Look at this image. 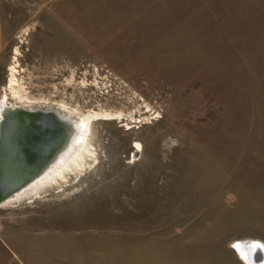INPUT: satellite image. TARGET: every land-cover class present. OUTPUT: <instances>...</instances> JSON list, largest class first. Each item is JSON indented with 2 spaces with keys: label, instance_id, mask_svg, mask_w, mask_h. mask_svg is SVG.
<instances>
[{
  "label": "rangeland",
  "instance_id": "374dc122",
  "mask_svg": "<svg viewBox=\"0 0 264 264\" xmlns=\"http://www.w3.org/2000/svg\"><path fill=\"white\" fill-rule=\"evenodd\" d=\"M1 101L88 117L94 154L0 205V264H247L233 242L264 244V0H3Z\"/></svg>",
  "mask_w": 264,
  "mask_h": 264
},
{
  "label": "water",
  "instance_id": "95a60500",
  "mask_svg": "<svg viewBox=\"0 0 264 264\" xmlns=\"http://www.w3.org/2000/svg\"><path fill=\"white\" fill-rule=\"evenodd\" d=\"M76 122L54 108L0 107V205L39 178L69 148Z\"/></svg>",
  "mask_w": 264,
  "mask_h": 264
},
{
  "label": "bare ground",
  "instance_id": "6f19581e",
  "mask_svg": "<svg viewBox=\"0 0 264 264\" xmlns=\"http://www.w3.org/2000/svg\"><path fill=\"white\" fill-rule=\"evenodd\" d=\"M10 80L13 81V78H10ZM2 105L7 104L1 101L0 107ZM67 115L73 118L70 114ZM75 119L77 120L75 132L69 148L39 178L11 196L1 205L17 202L24 198L27 199L34 195L37 196L45 187L65 179L68 173L76 172L79 168L81 169L85 166L87 158L89 159L94 154L88 143L89 120L88 117L82 119L77 117ZM136 145L138 151L140 145L139 143ZM257 246L259 247L257 248ZM232 248L237 256L247 264H264V244L262 242L253 240L236 241L233 242ZM260 256L263 259L260 258L261 260L257 262L256 258L258 259Z\"/></svg>",
  "mask_w": 264,
  "mask_h": 264
},
{
  "label": "crops",
  "instance_id": "0c3cea01",
  "mask_svg": "<svg viewBox=\"0 0 264 264\" xmlns=\"http://www.w3.org/2000/svg\"><path fill=\"white\" fill-rule=\"evenodd\" d=\"M1 1H3V0H0V2H1ZM6 1H8V0H6Z\"/></svg>",
  "mask_w": 264,
  "mask_h": 264
}]
</instances>
